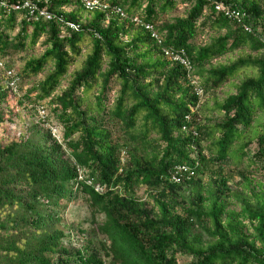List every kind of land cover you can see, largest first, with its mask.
Wrapping results in <instances>:
<instances>
[{"label": "trees", "instance_id": "16d2710c", "mask_svg": "<svg viewBox=\"0 0 264 264\" xmlns=\"http://www.w3.org/2000/svg\"><path fill=\"white\" fill-rule=\"evenodd\" d=\"M4 1L0 124L22 126L0 140V264H264V0H218L241 21L214 0Z\"/></svg>", "mask_w": 264, "mask_h": 264}, {"label": "built area", "instance_id": "2783aa9c", "mask_svg": "<svg viewBox=\"0 0 264 264\" xmlns=\"http://www.w3.org/2000/svg\"><path fill=\"white\" fill-rule=\"evenodd\" d=\"M38 1L39 0H36V2L33 0H22V2L20 4L16 3L13 7L15 9L26 8L29 15L34 16V18H38V16H40L44 19H50L51 15L49 14V12L46 10L45 7H40L37 4ZM79 1L81 2V4L83 5V7L86 10H93V9H97V8L98 9H107L108 8V4L102 0H79ZM213 3H214V8L217 12L223 13L225 16H227L228 18H230L232 20L241 21L245 15L244 12H241L239 9L234 8L230 4H226L223 1L214 0ZM5 5H6L5 1L0 0V6H5ZM114 11L116 13L120 14L122 17L128 18L120 7H114ZM130 20L132 22H134L135 24L141 25L145 29H147L150 32L151 36L157 41V43H160L161 39L159 37V34L157 33V31H155L152 24L145 23V22L141 21V19H139L137 16L131 17ZM68 26L72 27V28H76V25L73 23H68ZM163 51H164V54L168 58L179 61L186 68L189 67L186 58H184L182 55H179L178 53H176L170 49L164 48ZM0 66H2L1 62H0ZM7 75L12 76V71L8 70ZM200 92L201 91L199 90V93ZM42 112H43V110H42ZM186 174H188L189 176L192 175L193 174L192 169H189L185 165H179L176 168L175 172L173 173L172 177H173V180L179 182L181 179V176L186 175Z\"/></svg>", "mask_w": 264, "mask_h": 264}, {"label": "rangeland", "instance_id": "374dc122", "mask_svg": "<svg viewBox=\"0 0 264 264\" xmlns=\"http://www.w3.org/2000/svg\"><path fill=\"white\" fill-rule=\"evenodd\" d=\"M186 8L185 4H181L179 3L177 5V7L170 13V15H183L184 14V10ZM166 16V15H165ZM201 38V37H200ZM199 39V37H198ZM208 40L207 39V35H203L201 40ZM43 51V47L37 43L36 47H35V51L34 54H40ZM81 60V58H80ZM79 61V60H78ZM13 62L15 65V70H18L20 68V66L23 64V60L21 58H19L18 56H13ZM72 69V68H71ZM40 76V75H39ZM65 84V82H63ZM30 86V84H25L24 87ZM206 97H202L201 100H204ZM22 113V119L25 122H29L30 120H33L34 122H36L38 120V117H44L46 114L49 115V111L48 109L44 108V111L42 112V109L39 110L38 115L36 116L34 115L33 117L30 116V113L28 112V110L23 109ZM55 118L53 116H49V120L48 122H46L44 124L45 127H50L52 134H54L56 137H58V139H60L61 133H62V129L60 126H58L54 120ZM22 126V122H16L14 124H11L9 122H4L2 124H0V140L8 137V136H12L13 134H15L16 132L19 131V129ZM238 177H234L233 180L231 181H235L237 180ZM144 189L140 188L139 194L143 195ZM63 215V221L66 225H70L72 223H77L79 221H82L86 216H87V212L85 210V207L81 204V202L79 200H76L74 202H72L71 204H69L68 208L62 213ZM80 239L81 237L78 236V234H72V239L71 242L73 243V245H79L80 244ZM181 262V260H180Z\"/></svg>", "mask_w": 264, "mask_h": 264}]
</instances>
